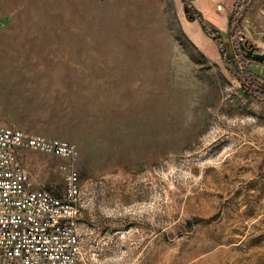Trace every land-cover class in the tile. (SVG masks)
Listing matches in <instances>:
<instances>
[{"label":"rangeland","instance_id":"374dc122","mask_svg":"<svg viewBox=\"0 0 264 264\" xmlns=\"http://www.w3.org/2000/svg\"><path fill=\"white\" fill-rule=\"evenodd\" d=\"M235 11L223 57L184 0H0V123L75 145L79 264H264V0Z\"/></svg>","mask_w":264,"mask_h":264},{"label":"built area","instance_id":"2783aa9c","mask_svg":"<svg viewBox=\"0 0 264 264\" xmlns=\"http://www.w3.org/2000/svg\"><path fill=\"white\" fill-rule=\"evenodd\" d=\"M223 8L222 3L214 5ZM264 58V50L260 51ZM21 150L57 158L65 173L59 194L36 183ZM77 150L66 139L26 132L0 123V264H79L76 225L80 177L74 166Z\"/></svg>","mask_w":264,"mask_h":264},{"label":"crops","instance_id":"0c3cea01","mask_svg":"<svg viewBox=\"0 0 264 264\" xmlns=\"http://www.w3.org/2000/svg\"><path fill=\"white\" fill-rule=\"evenodd\" d=\"M189 1L192 3V5L196 4L198 6V12L201 13V15H203L204 17H206V19L208 20L210 25H213L214 27H216L220 30H226L227 29V27H228L227 21H228L229 16L227 13H224L222 11L230 9L234 0H189ZM218 2L222 3V5H223V8L219 11L215 10V8H214V5ZM215 13H219V14L223 15V17L225 18L224 21H221L220 19H218V17L215 16ZM100 81H102V80L100 79ZM90 82H91V80L86 78L85 84L87 85V83H90ZM112 83H113V81H111V77L110 76L107 77V85L111 86ZM76 90L78 91V93H86L88 95H91L94 98H96V96L99 95L98 93H100V90L93 89V88H86V89H79L78 88ZM103 92H105V89ZM112 92H113V90H112ZM110 95H111V90L107 93L108 97ZM105 97H106V95H105ZM99 98H101V97H99ZM33 180L35 181L34 178H33Z\"/></svg>","mask_w":264,"mask_h":264},{"label":"trees","instance_id":"16d2710c","mask_svg":"<svg viewBox=\"0 0 264 264\" xmlns=\"http://www.w3.org/2000/svg\"><path fill=\"white\" fill-rule=\"evenodd\" d=\"M184 11L186 13V16L189 18V19H194V18H198L199 21H200V24L202 26V29L204 30V32L210 36L214 43L217 45V47L220 49V53L221 55L224 57L225 56V51L223 50V41H222V38L220 36V34L218 33V30L212 25L209 26L207 23H205L202 19H201V16L199 14V12L197 13L195 8L193 7L192 3L189 1V0H184ZM237 15L236 11L233 12L232 16L228 18V21H231V19L233 17H235ZM254 53L251 52V54L248 53V51L245 52V57L248 58V59H252L254 62L255 65H258L259 63H257L256 61L258 60H255L253 59L252 55ZM244 72L248 75H251V76H254L262 81H264V78H261L260 76H257L255 75L253 72H251V70H249L247 68V65L244 64ZM264 84V83H263ZM256 88L259 90L260 88V85H257ZM261 91V90H260ZM264 93V92H263Z\"/></svg>","mask_w":264,"mask_h":264},{"label":"water","instance_id":"95a60500","mask_svg":"<svg viewBox=\"0 0 264 264\" xmlns=\"http://www.w3.org/2000/svg\"><path fill=\"white\" fill-rule=\"evenodd\" d=\"M248 53L251 54V51H248ZM252 57L253 59L258 60V61L262 60L263 58L261 54H253Z\"/></svg>","mask_w":264,"mask_h":264}]
</instances>
